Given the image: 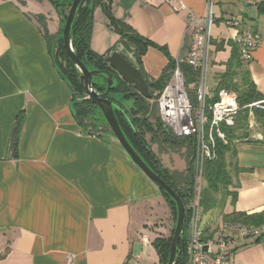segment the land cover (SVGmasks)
I'll return each instance as SVG.
<instances>
[{
	"label": "crops",
	"instance_id": "crops-1",
	"mask_svg": "<svg viewBox=\"0 0 264 264\" xmlns=\"http://www.w3.org/2000/svg\"><path fill=\"white\" fill-rule=\"evenodd\" d=\"M213 2L211 98L236 52L233 18L262 38L244 67L264 94V0ZM52 9L48 0H0V264H162L154 242L172 236L173 210L115 138L91 136L74 119L73 90L54 63L43 27L59 34L60 17L50 23L46 15ZM190 11L206 16L208 0H113L112 15L157 46L142 57L150 80L170 60L188 58ZM120 39L97 7L92 50L107 56ZM250 138L237 141L235 155L227 156L230 193L203 211L204 238L218 237L233 213L264 216V136L258 131ZM227 254L235 264H264V238L229 246Z\"/></svg>",
	"mask_w": 264,
	"mask_h": 264
},
{
	"label": "trees",
	"instance_id": "trees-1",
	"mask_svg": "<svg viewBox=\"0 0 264 264\" xmlns=\"http://www.w3.org/2000/svg\"><path fill=\"white\" fill-rule=\"evenodd\" d=\"M57 11L61 28L57 36H50L47 32L45 22L43 27L49 43L54 63L61 72L64 79L71 86L74 97L72 100V114L80 128L87 134L100 138L102 140L114 137L107 120L98 106L87 100L84 79L79 70L73 65L65 49L63 41V31L68 17L69 10L74 0H48ZM113 0H83L79 7L77 17L72 27V43L76 56L90 70L111 71L106 63V55H99L91 48V39L94 28V11L101 7L107 14L109 26L120 36L121 39H127L135 47V57L142 67V57L150 47H157L152 41L138 36L134 30L126 23L116 19L111 12ZM260 11L263 9L260 7ZM236 52L227 65V70L219 77V83L214 91V95L208 100L211 105L218 101L219 92L223 89L233 91L238 95L240 112L237 116L233 128L224 127L228 144L218 142V158L206 164L205 180L206 187L203 193L202 207L203 211L210 210L216 206L219 201H224L229 195V187L232 177L228 170L227 156L235 155V145L237 141H251L250 119L253 116L259 126L260 132L264 136V94L258 91L252 81L250 72L244 67L241 60L238 46ZM175 60H170L168 66L163 70L162 75L156 80H149L151 99L142 97L133 86L127 84L114 73L116 84L107 97L113 101L119 110H116V116L119 124L134 149L140 154L150 168L157 173L181 198L186 208V227L182 235L183 246L180 247L176 258V264H185V249L187 245V224L188 211L187 202L191 191L192 176V159L195 150V142L192 137L179 138L175 136L161 121L157 107L156 93L162 91L169 83L175 68ZM182 70L186 76L187 85L190 87L196 80L197 74L187 64L182 65ZM95 89L103 93L106 90L104 85L95 83ZM120 97V100L115 96ZM192 102L196 105L195 95L191 93ZM258 104L257 106H253ZM138 110L137 116H132L131 111ZM22 128V119L17 124L14 139L12 143V152L15 156L18 153L19 136ZM148 136L150 137L148 139ZM153 145H157L160 152H181L185 150L188 157V167L186 171L180 172L170 170L163 165L159 156L153 151ZM162 192V191H161ZM167 203L171 206L175 220L177 222V208L175 202L166 193L162 192ZM222 194V200L217 196ZM232 218L233 223L243 225H261L264 224V216L247 215L244 213H233L227 218ZM174 232L169 239L158 238L154 245L158 251L162 264H167L172 244Z\"/></svg>",
	"mask_w": 264,
	"mask_h": 264
},
{
	"label": "built area",
	"instance_id": "built-area-1",
	"mask_svg": "<svg viewBox=\"0 0 264 264\" xmlns=\"http://www.w3.org/2000/svg\"><path fill=\"white\" fill-rule=\"evenodd\" d=\"M169 5L174 0H150ZM183 3V0H179ZM185 9V6H183ZM194 30V40L186 60H176L171 80L156 93L159 116L163 124L177 137H192L195 150L192 159L193 183L187 202L188 224L185 264H235L227 254L229 246H240L247 240L264 238V224L243 225L227 222L216 238H204L202 231L203 193L206 187L205 167L218 158V142L228 144L224 127L233 128L241 110L238 95L221 90L219 99L209 105L211 88L208 83V65L211 57L210 41L215 22L214 2L208 0V12L204 17L189 13ZM228 24L237 30L235 44L243 62L252 60L254 50L262 44L258 32L243 26L238 19ZM187 64L197 74L188 87L182 65ZM191 93L195 95L196 105ZM254 104L253 106H257ZM144 244L148 243L146 238Z\"/></svg>",
	"mask_w": 264,
	"mask_h": 264
},
{
	"label": "water",
	"instance_id": "water-1",
	"mask_svg": "<svg viewBox=\"0 0 264 264\" xmlns=\"http://www.w3.org/2000/svg\"><path fill=\"white\" fill-rule=\"evenodd\" d=\"M82 2L83 0H74L69 10L62 34L65 49L71 59V62L79 70L84 79L87 100H90L100 108L115 138L126 151L133 163L149 178L152 183H154L162 192L169 195L175 202L177 208V222L167 264H176L178 251L184 244L182 235L186 227V208L181 198L157 173L150 168V166L130 144L116 116V110H119V107L107 98L116 84L114 73L117 74L124 82L133 86L135 90L145 99L152 98L149 80L143 73L142 67L135 57V47L127 39H120L116 46L112 48L106 56V63L114 73L111 71L90 70L78 59L74 52L72 43V27ZM95 79H103L106 82V90L103 93H100L95 89ZM131 112L134 117L139 113L138 110H132Z\"/></svg>",
	"mask_w": 264,
	"mask_h": 264
},
{
	"label": "rangeland",
	"instance_id": "rangeland-1",
	"mask_svg": "<svg viewBox=\"0 0 264 264\" xmlns=\"http://www.w3.org/2000/svg\"><path fill=\"white\" fill-rule=\"evenodd\" d=\"M52 10H53V12H47V14H46L47 18L50 21V23H52V20H56L58 22L59 15L55 9H52ZM49 29H51V33H52L55 31V26L51 24ZM95 81H96V83L101 84V85H104V83H106L103 79H95ZM113 96H115L116 99L120 100V97H118L114 94H113ZM250 130H251L250 131L251 134H255L258 131H260L258 125H254V127H251ZM106 135H107L106 137H108V138H115V136L113 137L111 135H108V133ZM149 138L150 137L148 136V139ZM152 148H153V151L159 156V158L163 162V165L166 168H168L170 170L180 171V172L186 171V169L188 167V157L186 155L185 150H182L181 152L168 151V152L161 153L157 145H153ZM217 198L219 200H222L221 199L222 194H219L217 196Z\"/></svg>",
	"mask_w": 264,
	"mask_h": 264
}]
</instances>
